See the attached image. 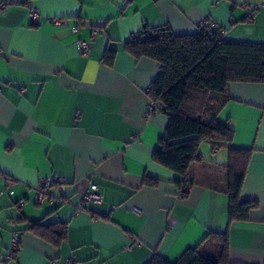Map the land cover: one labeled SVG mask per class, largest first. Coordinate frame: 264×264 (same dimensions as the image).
I'll list each match as a JSON object with an SVG mask.
<instances>
[{"label": "crops", "instance_id": "0c3cea01", "mask_svg": "<svg viewBox=\"0 0 264 264\" xmlns=\"http://www.w3.org/2000/svg\"><path fill=\"white\" fill-rule=\"evenodd\" d=\"M0 4V264H146L155 254L175 262L210 231L226 230L231 264H264V83H231L213 94L218 119L235 129L232 145L253 150L241 199L259 207L229 225L226 174L217 166L227 162V148L201 144L216 165H194L195 183L183 197L175 174L152 158L168 124L162 110L148 113L160 65L125 48L147 27L191 34L204 20L228 39L264 42L263 0ZM32 10L40 13L36 21ZM58 17L68 25H56ZM80 41H88L87 54ZM108 48L116 50L111 65L103 61ZM51 177L64 178V187L40 198L41 180ZM145 177L159 184L145 185ZM91 183L101 201L76 211ZM56 222L67 223L59 245L29 229ZM14 232L22 241L8 258Z\"/></svg>", "mask_w": 264, "mask_h": 264}, {"label": "trees", "instance_id": "16d2710c", "mask_svg": "<svg viewBox=\"0 0 264 264\" xmlns=\"http://www.w3.org/2000/svg\"><path fill=\"white\" fill-rule=\"evenodd\" d=\"M256 9L246 19L251 20ZM125 48L138 59L150 58L160 65L148 96L155 109L166 113L168 124L153 151V160L175 174L174 183L186 197L195 183L192 167L203 163L216 165L200 153L201 144L209 141L213 152L226 147L228 160L217 166L226 174L228 223L249 220L259 203L242 200L241 193L253 150L232 145L235 129L231 123L218 119L213 94L225 93L231 83H264V42L228 39L216 22L204 20L191 34H175L170 26L147 27L127 41ZM115 55L116 50L108 48L103 61L111 65ZM144 184L157 186L159 182L145 177ZM66 225L32 223L29 229L59 245L66 238ZM146 264H231L229 233L210 231L177 261L169 262L155 254Z\"/></svg>", "mask_w": 264, "mask_h": 264}, {"label": "built area", "instance_id": "2783aa9c", "mask_svg": "<svg viewBox=\"0 0 264 264\" xmlns=\"http://www.w3.org/2000/svg\"><path fill=\"white\" fill-rule=\"evenodd\" d=\"M264 3V0H263ZM6 4H0V8L5 6ZM31 16L33 20H38L40 18V13L37 10H32L31 11ZM54 23L59 26H66L68 25V21L66 18H55ZM206 25H211L213 27H216L217 25L215 23L209 24V22H206ZM72 31L76 32L78 30L77 26L71 27ZM79 49L82 54H87L89 50V43L88 41H80L79 42ZM155 110V103L150 99V106H149V112L151 113L152 111ZM66 181L62 177H51V178H45L42 179L40 182V187H39V196L40 198H44L48 196L49 191L53 186H58V187H64ZM101 201V195L98 192V185L96 183H91L90 186L80 194V197L78 201L75 204V209L76 211H83L86 210L91 203H97ZM22 241V234L20 232H14L13 234V239H12V247L11 250L8 254V258H13L17 251L20 248V244ZM136 241V240H135ZM131 246L128 245L126 246V249H130ZM53 264V263H50ZM65 264H78L76 261L73 259H67Z\"/></svg>", "mask_w": 264, "mask_h": 264}, {"label": "rangeland", "instance_id": "374dc122", "mask_svg": "<svg viewBox=\"0 0 264 264\" xmlns=\"http://www.w3.org/2000/svg\"><path fill=\"white\" fill-rule=\"evenodd\" d=\"M236 2H238V4L240 3V4H242V6L244 5V4H246V2H248V0H235ZM252 1H256V2H259V0H252Z\"/></svg>", "mask_w": 264, "mask_h": 264}]
</instances>
